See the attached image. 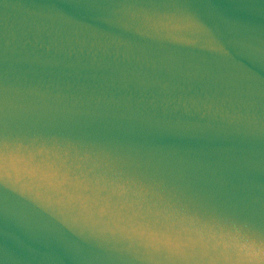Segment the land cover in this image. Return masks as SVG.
Masks as SVG:
<instances>
[{
    "label": "water",
    "instance_id": "water-1",
    "mask_svg": "<svg viewBox=\"0 0 264 264\" xmlns=\"http://www.w3.org/2000/svg\"><path fill=\"white\" fill-rule=\"evenodd\" d=\"M0 264H264V0H0Z\"/></svg>",
    "mask_w": 264,
    "mask_h": 264
}]
</instances>
